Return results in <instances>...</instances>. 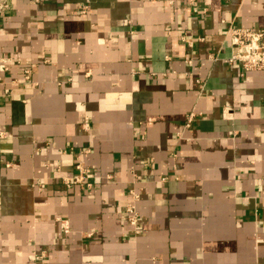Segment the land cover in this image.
<instances>
[{
	"label": "crops",
	"instance_id": "0c3cea01",
	"mask_svg": "<svg viewBox=\"0 0 264 264\" xmlns=\"http://www.w3.org/2000/svg\"><path fill=\"white\" fill-rule=\"evenodd\" d=\"M8 3L0 264H264V68L228 35L264 0Z\"/></svg>",
	"mask_w": 264,
	"mask_h": 264
},
{
	"label": "built area",
	"instance_id": "2783aa9c",
	"mask_svg": "<svg viewBox=\"0 0 264 264\" xmlns=\"http://www.w3.org/2000/svg\"><path fill=\"white\" fill-rule=\"evenodd\" d=\"M169 3L173 4L174 0H169ZM7 3L0 6V11ZM228 35L232 45L235 47L233 54L229 58L232 63H240L245 70L250 69H262L264 68V29L263 28H253L248 26H241L236 24H230L228 27ZM33 69L27 67L25 69V79L29 80L31 78V73ZM6 93L9 92V88H5ZM195 114L190 113L187 125L191 124L194 119ZM5 131L0 130V136H4ZM89 149H85L83 155L78 156V162L76 164V173L73 177H68L65 179L67 185H70L73 181L84 182L86 178L91 173V167L85 162L84 155L88 153ZM91 184V183H88ZM133 201L126 205V211L128 215V221L132 225H136L139 221V210L135 203L136 199H139L140 193L134 189H130ZM61 223L63 230L68 232L70 230V224L68 219L61 218ZM43 256L44 253L40 252L37 257Z\"/></svg>",
	"mask_w": 264,
	"mask_h": 264
},
{
	"label": "rangeland",
	"instance_id": "374dc122",
	"mask_svg": "<svg viewBox=\"0 0 264 264\" xmlns=\"http://www.w3.org/2000/svg\"><path fill=\"white\" fill-rule=\"evenodd\" d=\"M8 0H0V6H4L7 3Z\"/></svg>",
	"mask_w": 264,
	"mask_h": 264
}]
</instances>
